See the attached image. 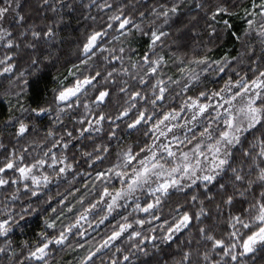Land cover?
<instances>
[{
	"label": "snow or ice",
	"instance_id": "obj_1",
	"mask_svg": "<svg viewBox=\"0 0 264 264\" xmlns=\"http://www.w3.org/2000/svg\"><path fill=\"white\" fill-rule=\"evenodd\" d=\"M39 2L54 13L52 19L29 21L20 0H0V73L12 74L4 92L11 107L0 127L10 128L14 140L5 143L0 132V254L6 264H59L54 253L65 248L83 251L75 264H131L137 253L148 255L146 242L158 249V241H172L182 231L186 235L176 245L177 255L163 264H247V254L264 251V0H250L241 9L247 25L242 34L230 32L242 50L216 60L206 53L208 43L219 36L213 26L217 15L223 19L232 14L224 0L196 3L213 23L205 21L208 43L191 40V55L163 51L181 47L171 37L192 23H181L173 32V17L181 12L182 0H154L144 11L131 0H101L96 7L110 14L90 17L92 27L76 45L80 67L72 66L77 69L71 72L72 81L60 80L51 101L25 107V77L52 59L63 10L75 7L68 0L51 5L49 0ZM92 2L80 0L84 8ZM223 28H232L228 19H223ZM191 32L200 36L196 27ZM138 38L146 42L136 50ZM200 49L205 54H199ZM170 61L172 67L177 61L181 65L175 77L165 70ZM226 68L233 75L217 87L209 88L202 80L205 73L219 76ZM170 102L176 106H168ZM74 106L76 113L69 116ZM49 115L45 135L33 138L41 127L37 122ZM57 126L61 133L55 131ZM100 133L118 143L114 162L109 160L92 174L96 199L84 207L85 196L77 189L72 192L78 199L71 202L67 196L59 199L58 192L55 202L63 210L57 215V208L48 204L54 200L47 194L49 186L76 168V158L68 154L72 148L94 168L108 159L111 144L96 142ZM78 139L91 141V149L74 144ZM81 172L78 169L73 180ZM113 180L120 186L110 188ZM76 203L81 208L75 218L65 216ZM101 203L103 215L92 223H103L113 213L119 216L117 210L124 215L113 221L110 234L98 242L85 241V248L75 237L87 235L81 221L87 222L89 210L100 208ZM42 212L47 214L35 238L17 244L13 230L25 223V217ZM153 220L159 221V236L156 226L141 227ZM121 237L131 248L113 244ZM109 245L116 252L98 261ZM153 264L161 262L157 259Z\"/></svg>",
	"mask_w": 264,
	"mask_h": 264
},
{
	"label": "trees",
	"instance_id": "obj_2",
	"mask_svg": "<svg viewBox=\"0 0 264 264\" xmlns=\"http://www.w3.org/2000/svg\"><path fill=\"white\" fill-rule=\"evenodd\" d=\"M20 2L22 5L21 11L28 18L29 21L44 17H47L48 19L53 18L54 13L50 10V8L45 9V7L40 4L39 0H20ZM54 2L55 0H49V5ZM68 2H74L75 7L70 9L66 6L63 10L64 22L59 26V39L53 42L55 52L52 55V59H50L49 61H45L39 69H34L27 77H25V79L28 81L27 95L25 96V100L27 101V103L25 104V107H27L29 104L35 106L36 101H51L53 96V89L57 87L60 80L63 79L66 82L72 81L73 78L71 72H75L77 70L72 66L76 64L78 67H80L77 60V57L80 54L76 50V45L83 39L84 32L92 27L93 22L90 17L95 16L100 19L104 15L110 14L109 10L98 9L96 7V5L101 2V0H93L92 4L90 5V8H84L80 4V0H68ZM88 2L89 0H84V4H88ZM131 2L133 4H141L143 7H141L139 10L144 11L151 4H153L154 0H131ZM160 2H164V0H160ZM199 2H201V0H182L183 6L181 12L176 17H173V20L175 21L171 25L173 32H175V29L179 27L181 23L188 25L189 20H192V23L188 27L182 29L181 33H177L171 37V39L177 40L181 47L177 48L176 46H170V48L164 49L163 51L167 55H170L172 51L189 52V54L191 55L192 39L203 40L205 43H208L206 39L208 33L205 30V21L207 20L208 23H213V21L205 15V10L203 8H196L195 5ZM213 2H215V0H213ZM224 2L230 7L232 14L230 16L223 17V19H228L229 23L232 25V28L230 30L224 29L223 19L221 18V16L217 15L216 21L218 23H214L213 26L218 28L219 36L215 38L211 43H208V51L206 53L212 58V60L218 59L225 53H228L231 56H235L238 51H241V42L235 40V37L232 36L230 32L242 34L243 30L247 27L241 9L247 7L250 3V0H224ZM233 5H235V7H232ZM59 13L60 9L57 8L56 14ZM192 27H196L199 30V37H197L195 33L191 32ZM252 35L253 37L255 36L254 33ZM145 42L146 40L138 38L137 43L133 45V48L139 50V48L142 47ZM183 45L187 46L184 47ZM199 54H205L203 49L199 50ZM20 66L23 67V63H21ZM113 66L116 65L114 64ZM180 66L181 65L177 61L176 67H172L170 61L169 65L165 70L169 71L175 77V75L179 74L177 72V68H179ZM230 66L231 61H229L228 67ZM80 70L83 71V68H80ZM246 70L247 69H245V71ZM11 75L12 74L0 73V121H2L7 116L9 108L11 107L9 103L10 97L4 95L5 90L9 88L7 80L11 78ZM230 75H233V73L232 71L227 70V68L225 73H221L219 76L213 75L212 72L209 71L208 73L204 74L202 80L206 81L207 86L209 88H215L219 84H222L223 80L227 79ZM89 98L94 99V96H91ZM179 98V95H177V100H179ZM11 99L12 103L14 104L15 99ZM168 106L175 107L176 104L170 102ZM110 107L111 105L106 106L105 110H108V108ZM75 113L76 110L74 106V111L70 113L69 116L74 115ZM50 119V115L44 116L43 120L37 122L41 125V127L37 130V132L32 134L33 138H42L45 135V130L48 126V121ZM68 123H72V121L68 119ZM107 127L108 124L105 123V128L107 129ZM120 128L122 130L120 135L124 136L123 123L120 124ZM11 131L12 130L10 128L3 129L2 127H0V132H2L5 137V143L14 142V140H12V138L9 136V133ZM55 131L57 133H61L62 129L57 126L55 128ZM69 131H71V128H69ZM89 135H91V133ZM137 137L138 134L131 137V139H136ZM57 138H59V136ZM139 138L143 139V137ZM148 139H151V136H149ZM95 140L96 142H100L101 140L109 142L111 144V155H109L108 159L105 160L103 164L96 165L94 168L93 165H89L86 163V157L80 156L79 150L75 148L69 150V158H76V168L69 170L71 175L63 177L61 181L57 183L51 184L47 193L54 197V200L48 201V204H52L54 207L57 208V215L59 214V211L63 210V207L55 202L58 192L60 194L59 199H63L65 196H67V202H71L74 199H78L77 194L75 192H72L73 188L77 189L80 195L85 196V202L83 204L84 207H87V203H91L92 200L96 199V193L92 191L91 181L94 178L92 174L95 170H99L101 167L106 165L109 160L114 162L115 151L118 141L116 139L108 140L104 133L96 135ZM73 143L81 144L82 146H84L85 150H89L92 147V143L88 139H78L73 141ZM81 168L83 169V172H81V174L79 176H76V179L73 180V175H75V172ZM84 173H88V175L86 176L84 175ZM85 180L88 181L87 184H85ZM99 186L100 182L97 181V189H99ZM119 186L120 185L118 180H113L109 184L110 188ZM86 193H90V195ZM44 198V196L40 197L41 200H43ZM103 207L104 206L89 210L90 219L87 222L81 221V224L83 225V231L86 232L87 235L83 238L75 237V239H77L79 243L84 244L85 248L88 247V245L85 244V241L91 242L95 240L98 242L104 237L105 234H110V229L114 226L113 221H118L119 216L124 215V211L117 210L119 212V216H117L116 213H113L112 217L108 218L103 223H92V221H96L98 217L103 215ZM80 208V203L74 204L73 212H65V216L74 219V213L80 212ZM226 211L227 210H225V212ZM45 214L47 213L42 212L39 215L34 213L31 217H25V223L13 230L12 239L16 241L17 244L22 239H34L35 233L38 232L39 228L43 226L42 216ZM161 214L163 218H167L166 210H162ZM61 219L64 220V217H61ZM64 222L68 223V220H64ZM57 223H59V221ZM150 226H156L155 234L157 236L161 234V230L159 228V221L153 220L150 224L146 223L141 227L146 230ZM185 235L186 234L182 231L181 233H177L172 241H158V249H151V242H146V250L148 251V255H142L140 253H137L138 259L132 261L131 264H153V261L157 259L160 260L161 264H163V261L169 260L171 256L177 255L176 245L184 241ZM241 235H244V231H241ZM74 236L75 232H73V237ZM116 243H120L126 248H131V243L127 242L123 237L118 238V241L113 242V244ZM133 251L135 250L133 249ZM113 252H116V248L113 247V245H109L106 249L103 250L102 254L98 258V261L100 259H103V256L110 255ZM81 255H83V251L80 249L73 248L70 251L65 248L62 252L57 250L54 253V260L58 261L59 264H75L76 259ZM245 259L247 264H264V251L257 249L256 252L252 254H247ZM0 264H6V257H4L2 254H0Z\"/></svg>",
	"mask_w": 264,
	"mask_h": 264
},
{
	"label": "rangeland",
	"instance_id": "obj_3",
	"mask_svg": "<svg viewBox=\"0 0 264 264\" xmlns=\"http://www.w3.org/2000/svg\"><path fill=\"white\" fill-rule=\"evenodd\" d=\"M101 206H104L103 204H101Z\"/></svg>",
	"mask_w": 264,
	"mask_h": 264
}]
</instances>
